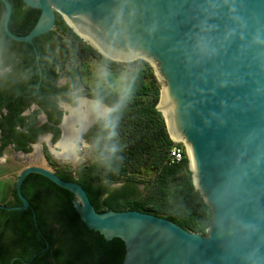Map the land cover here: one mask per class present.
Returning a JSON list of instances; mask_svg holds the SVG:
<instances>
[{"label": "water", "instance_id": "95a60500", "mask_svg": "<svg viewBox=\"0 0 264 264\" xmlns=\"http://www.w3.org/2000/svg\"><path fill=\"white\" fill-rule=\"evenodd\" d=\"M22 1L40 18L17 36L9 28L13 7L0 0L11 40L33 44L54 30L59 15L106 59L144 60L154 69L170 99V125L162 114L168 133L191 147L193 183L214 216L202 236L138 211L98 213L80 184L35 166L16 184L22 206L0 210L31 208L22 185L34 173L74 195L89 230L124 242L122 264H264V0ZM161 100L162 91L159 111Z\"/></svg>", "mask_w": 264, "mask_h": 264}, {"label": "trees", "instance_id": "16d2710c", "mask_svg": "<svg viewBox=\"0 0 264 264\" xmlns=\"http://www.w3.org/2000/svg\"><path fill=\"white\" fill-rule=\"evenodd\" d=\"M8 1L13 7L9 23L11 32L17 36H27L36 26L40 11L26 7L22 0ZM5 16L6 8L0 2V44L8 40L2 31ZM50 34L60 39L63 58L61 72L74 81L93 59L110 71L107 85H113L121 75L119 68L127 65L110 61L85 44L59 15ZM38 39L34 42H38ZM134 63L142 66L131 73L126 97L102 87L90 95L108 106L117 107L107 118L111 121L108 126L106 120L99 121L85 136L99 162L77 171L62 170L57 175L64 181L80 184L98 213L138 211L164 218L189 232L206 236L214 212L195 189L188 158L177 165L168 163L174 144L162 113L157 108L161 85L148 63L142 60ZM54 69L53 66H44L45 77H58ZM46 90L47 87L44 88ZM145 169L155 174L152 188L144 198L136 199L137 187L142 184L138 175ZM42 178L47 182L46 186L56 189L50 201L51 210L45 209L43 197L40 202L38 196L32 198L27 194V181L22 193L35 209L44 237L37 232L29 210H0V264H11L17 256L20 259L13 264H122L124 242L119 238L105 240L99 233L89 230L74 208V195ZM117 183L123 186L110 191L108 187ZM12 197L17 200L16 204L8 202L3 205H22L15 188ZM52 225L56 227L52 228ZM59 241H63V245H59ZM47 244L49 249L41 253Z\"/></svg>", "mask_w": 264, "mask_h": 264}, {"label": "flooded vegetation", "instance_id": "af4514ba", "mask_svg": "<svg viewBox=\"0 0 264 264\" xmlns=\"http://www.w3.org/2000/svg\"><path fill=\"white\" fill-rule=\"evenodd\" d=\"M2 31L7 36L4 27ZM40 37H38V42L29 44L15 42L7 36L8 40L0 44V164L4 163L8 165L11 163L8 161L10 159L8 153L10 157H25V161L30 162V165L25 167L23 171L31 166H35L31 162H33L32 155L35 153L34 148L37 146H39L40 159L45 160L46 165H54L51 158L55 160L64 159L63 156H61L62 158L56 157L52 149L58 153L62 151L58 147V144L64 134V118L69 114V109L78 107L79 98L77 94L80 91L79 82L82 80L83 75L82 73L76 81L71 79L70 76L64 75V72H61V61L63 60L61 44L55 43L56 38L52 34L42 39ZM44 66L46 68L53 66L55 68L54 72L58 77H45ZM63 80L67 81L65 86H62ZM45 87L48 90L44 91ZM99 87L102 86L94 85L86 88L88 92L85 98L95 102L98 101L105 107L116 110L117 107L108 106L99 99L90 97V95L97 92ZM93 127L82 136L80 142H76V148L82 142L91 147L90 142L85 139V136L91 132ZM55 167H57L58 171L50 169L55 174L62 170L66 172L72 170L66 166ZM8 168L10 169L11 167L9 166ZM43 168L49 169L48 167ZM1 170L2 168H0V181L13 178V172H6L7 174L2 175L4 171L2 170L1 172ZM73 175H75V172H73ZM19 176L20 174L18 178ZM42 177L41 175L32 173L25 178L23 185L27 181L25 185L27 194L32 198L38 196L37 200L40 202L44 198L46 201L44 203L45 209L51 210L50 201L51 199L53 200L52 196H55L54 191L56 189L46 186L47 182ZM16 184L17 182L13 186V189H16ZM40 197L43 198L41 199ZM9 202L16 204L17 200L12 197ZM29 204L31 208L24 211L29 210L32 215L34 211L36 215L32 204L30 202ZM34 225L37 232L44 237L38 222L35 223L34 221ZM55 227L56 225H52V228ZM57 236L60 237V235ZM59 245H63V241H59ZM13 259L16 261L20 258L17 256Z\"/></svg>", "mask_w": 264, "mask_h": 264}, {"label": "rangeland", "instance_id": "374dc122", "mask_svg": "<svg viewBox=\"0 0 264 264\" xmlns=\"http://www.w3.org/2000/svg\"><path fill=\"white\" fill-rule=\"evenodd\" d=\"M55 43H59L60 39L58 36L55 37ZM66 40V39H64ZM68 42V40H66ZM84 42V41H83ZM85 44H87L86 42H84ZM88 45V44H87ZM144 61V60H142ZM146 62V61H144ZM89 66L87 67L86 70L83 71V75H82V80L79 82V94H77L79 99H84L86 96V93L88 92L86 88L92 87V86H102L105 89L111 91V92H116L118 94H120L123 97L127 96V82L130 78V75L132 72H134L137 68L141 67L142 64L140 63H128L126 66H124V68H119V70H121V75L119 78H117L114 81L113 85H107V78L108 76H110V71L102 66L99 62H97L96 60H91L88 62ZM118 63V62H117ZM147 63V62H146ZM118 64H125V63H118ZM67 83L66 80L62 81V86H65ZM161 85V84H160ZM163 87L161 85V91H162ZM87 99V98H85ZM89 100V99H87ZM79 101V100H78ZM79 105V104H78ZM79 142V140L75 141ZM53 148V147H52ZM54 150V149H53ZM56 152V151H55ZM58 153V152H57ZM75 157H70L68 155L63 156L64 159H52L53 164H47L46 165V161L42 160V162L44 163V167H48L49 169L53 170V171H58L57 167L55 166H66L74 171H77L83 167H85L86 165L89 164H95L98 161V157L95 154L92 146L89 147L88 144H84L82 142L79 143L77 145V148H75L74 151ZM8 157L10 158L8 161L11 162L8 165H5L4 163L0 164V168H2V170L4 171V173L2 175H5L6 172H13V178H11L10 180L5 179L0 181V205H3V203L5 202L8 192L10 191V189L15 185V183L17 182V178L18 175L21 174V172L23 171V169L27 166L30 165V162H26L25 157L22 158L20 156H15V157H10L9 153H8ZM62 158V157H61ZM33 165H35L33 162H31ZM11 167L10 169L8 167ZM37 166V165H35ZM1 170V172H2ZM7 174V173H6ZM139 180L142 182L141 185H139L137 187V193L135 194V198L137 199H141L144 198L147 193L151 190L152 188V180L155 176L154 172H152L150 169H145L142 173H140L139 175ZM123 186L122 183H117V184H112L110 185L108 188L110 191H114V190H118ZM7 204V203H5Z\"/></svg>", "mask_w": 264, "mask_h": 264}, {"label": "bare ground", "instance_id": "6f19581e", "mask_svg": "<svg viewBox=\"0 0 264 264\" xmlns=\"http://www.w3.org/2000/svg\"><path fill=\"white\" fill-rule=\"evenodd\" d=\"M66 22L68 23V25L75 30L82 38L83 41L87 42L88 44L92 45L93 44L90 42V40L81 35L77 28H75V26L72 24V22L64 17ZM95 48H97V46H94ZM79 105L77 108H72L69 109V114L66 115V117L64 118V123H63V138L60 141V143L58 144V147L60 148L61 153H57L55 152V150L52 149V152L54 153V155L56 157H61V156H65L68 155L70 157H75L74 151H65L64 147L65 144L72 140V141H76L80 140V136L81 133H83L87 127L92 124L97 118H100L97 113L93 110V104L95 103V101L93 100H87V99H79ZM169 103H170V99L168 98V94L166 89L164 88L162 90V100H161V104L159 106V109L161 111V113L165 116L166 120L168 121L169 125H170V110L169 108ZM101 106V110L107 108L105 106H103L102 104H100ZM75 110V111H74ZM173 138L176 141H182L183 139L180 138L177 135H172ZM184 141V140H183ZM188 148H189V157H190V161H191V168L192 170L195 172L196 171V167H195V161H194V157H193V153L191 150V147L187 144ZM35 153L32 155V159H33V163L37 166H41L44 167V163H42V160L40 159V153H39V146L34 148ZM197 185H198V181L196 180Z\"/></svg>", "mask_w": 264, "mask_h": 264}, {"label": "built area", "instance_id": "2783aa9c", "mask_svg": "<svg viewBox=\"0 0 264 264\" xmlns=\"http://www.w3.org/2000/svg\"><path fill=\"white\" fill-rule=\"evenodd\" d=\"M171 141L173 142V148L171 149L168 163L170 165L180 164L185 158L189 160V148L186 142L176 141L173 137L170 136ZM190 162V161H189Z\"/></svg>", "mask_w": 264, "mask_h": 264}, {"label": "clouds", "instance_id": "9594fccd", "mask_svg": "<svg viewBox=\"0 0 264 264\" xmlns=\"http://www.w3.org/2000/svg\"><path fill=\"white\" fill-rule=\"evenodd\" d=\"M93 110L97 113V115L100 117V118H103L107 121V124L106 126H108V124L111 123V121H108L107 118L110 116V114L115 111L114 108H105L103 110H101V106H100V103L97 101L93 104ZM75 111V110H74ZM76 148V143L75 141H68L66 144H65V147H64V150L65 151H74Z\"/></svg>", "mask_w": 264, "mask_h": 264}, {"label": "crops", "instance_id": "0c3cea01", "mask_svg": "<svg viewBox=\"0 0 264 264\" xmlns=\"http://www.w3.org/2000/svg\"><path fill=\"white\" fill-rule=\"evenodd\" d=\"M12 196H13V187L8 192L7 198L3 204L8 203L12 199Z\"/></svg>", "mask_w": 264, "mask_h": 264}]
</instances>
